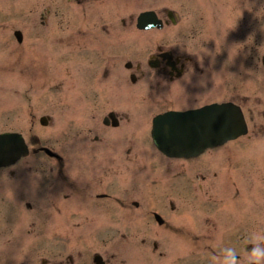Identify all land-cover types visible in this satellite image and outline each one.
<instances>
[{
  "label": "rangeland",
  "instance_id": "1",
  "mask_svg": "<svg viewBox=\"0 0 264 264\" xmlns=\"http://www.w3.org/2000/svg\"><path fill=\"white\" fill-rule=\"evenodd\" d=\"M114 1L115 5L113 1H106L89 12V17L100 19L92 22L87 39L73 38L67 44L64 38L69 32L68 25L73 28L79 26L68 22L80 16L71 17L73 13L69 14L66 0H0V131L18 130L28 140L38 135L43 145L55 149L64 157V170L77 181L86 175L92 177V173L98 171L114 176L113 179L103 178L107 182L105 184L118 183L119 186L114 185L117 192L143 203L147 199H156L163 205L162 200L169 195L164 190V183L172 196L176 197L177 193L173 180H166L168 172L162 171L158 164L160 158L151 154L147 163L156 168L144 166L146 154L141 147L140 152L137 150L139 158L130 161L134 163V167H130L122 153L111 150L114 135L103 127V118L114 108L130 114L131 108L133 111L137 109V112L141 109L142 125L139 127H144L149 135L153 116L168 107L160 92L154 100L149 97L151 93L146 85L134 91L135 100H142L137 102L138 105L124 104L122 98L128 97L126 87L102 86L96 79V74L101 72L105 63L97 61L92 56L96 54L88 49L102 42L103 36L107 35L105 25L113 29L111 32L116 31L125 38L123 36L130 31L123 30L122 18L132 14L136 17L141 11L151 8L153 3V0ZM158 2H163L161 6L168 4L177 11L183 20L185 34L197 33L190 40L198 45L203 52L201 55L206 56L209 62L215 60L216 76L223 82V88L232 90L231 95L238 99H244L245 94L249 98L244 102L249 118H252L249 135L229 143L222 151L207 153L197 161L208 166L201 170L210 175L200 190L198 183L201 182L195 180L192 165L184 164L187 175L184 188L178 194L182 197L183 212L189 213L196 224H187L184 221L187 215L183 212L180 214H184L181 216L184 220L180 214L169 212L166 217L169 225L180 227L173 234L176 236L164 233L161 236V232L172 234L173 230L165 228L166 231H161L153 222L146 224L136 212L129 232H116L114 240L112 233L87 231L85 227L88 224L85 225L81 219V212L74 205L65 206L63 196L69 190L59 185L66 183V179L57 172V160L39 153L24 159L8 173L0 171V264H39L43 257L58 263L70 254L75 255L78 264H90L92 254L98 251L104 254L109 264H219L221 250L226 247L236 249L239 264L249 263L248 249L253 238L264 234V66L259 61L264 42V0ZM243 21L244 28L232 36L228 31L230 26L235 29ZM16 30L24 33L22 44L14 35ZM260 30L263 32L260 33ZM217 34L221 35V40L214 37ZM140 35L145 38L147 33ZM228 39L231 40L228 42ZM72 44L73 51L69 56L65 51ZM262 50L264 52V43ZM38 53H50L52 63L45 62L43 68L39 66ZM207 65L208 62H205L204 66ZM65 68L71 72L68 77L71 80L67 83L61 79ZM51 70L55 76H52ZM243 74H249V77L244 78ZM222 93L221 88L212 97L209 92L201 94L198 101L182 98L175 100L173 106L183 109L193 104L203 105L217 100ZM43 115L51 116L49 126L41 125L39 119ZM34 116L37 119L35 124L32 121ZM121 128L124 131L126 123ZM96 134L108 137L109 143L102 150L103 143L93 141ZM144 137L137 140L152 148L150 137L145 141L142 140ZM110 157L122 162L119 172L111 170L113 161L105 168ZM100 158L104 159L96 166ZM181 163L174 164L172 170L178 171ZM14 170L16 174L11 176L10 171ZM215 171L219 173L217 178L213 177ZM154 178L155 182L149 181ZM146 182L153 188L149 191L152 198L144 196L147 192L143 183ZM37 184L42 189L39 198L32 194ZM49 187L55 188L50 194ZM209 189L212 191L208 192ZM208 195L217 202L208 203ZM60 199L63 211L57 209ZM27 202L32 203L34 210L26 207ZM70 207L73 209L71 214L66 212ZM115 211L118 216L122 213V209ZM36 216L38 224L34 223ZM111 218L113 215L109 213L104 219ZM209 218L214 220V226L210 225ZM87 221L89 225L95 224L94 220ZM135 224L136 227L133 226ZM32 225H37L35 233L29 231ZM156 240L160 243L159 251L169 254L166 259L151 252ZM110 241L117 243L115 249L110 248ZM5 245H14L12 249H16L10 250L13 253H3Z\"/></svg>",
  "mask_w": 264,
  "mask_h": 264
},
{
  "label": "flooded vegetation",
  "instance_id": "2",
  "mask_svg": "<svg viewBox=\"0 0 264 264\" xmlns=\"http://www.w3.org/2000/svg\"><path fill=\"white\" fill-rule=\"evenodd\" d=\"M106 1L115 2L114 0H66V3L70 9L69 14L71 12L73 13L71 17H73L74 15L80 16L79 19L73 18L68 22V24H79V26L73 28L68 25L67 28H69V32L64 38L65 41H67V44L71 43V41H73V38L87 39L89 37L88 32L90 27H92V22L94 20L100 19L99 17H89V12L96 9L98 5H100L101 3H105ZM115 4L116 2L114 3V5ZM161 4H163V2L159 4L158 0H153V3L150 4L151 8L147 9L155 10L157 12L159 18L162 20L161 28L156 27L149 30L138 29L137 20L136 17H134V14L130 15L129 17H124L121 20L123 30L125 32L130 31L129 33L123 36L125 38H122V35L117 34L116 31L111 32L113 29L105 25L104 29L107 35L103 36L102 42L93 44L91 46L92 49H88L97 56H100L98 58L96 55H92L96 58L97 61L103 60V62L105 63V66L103 69H101V72L97 73L95 76L99 84L102 86H104L105 84H110V86L113 88H117L118 86L126 87V93L128 94V97L122 98V101L124 104H127L128 102V104L132 107L134 105H138L137 102L142 101L140 98H137V100H135L136 97L134 96V91L138 87L146 85V87L151 93V96L149 97H152V99L154 100L155 95L160 92L162 99L168 105L167 108L158 113L166 112L169 110H188L214 102H234L243 109L250 132V121H252V118H249V112L245 108L247 104L244 103L245 101H249L248 95L242 94L244 99H238L231 95L232 90L228 91L223 88V82L216 76L215 60L211 59L209 62L206 56L201 55L203 52L199 49L198 45L192 44L190 40L191 38H195V35H197V33H190L189 31L191 30H189V33L185 34L183 20L182 18H180L177 11L174 8L169 7L168 4H164L162 6ZM71 6L75 7L76 10H73ZM114 7L116 8L117 6ZM114 20H117V18ZM74 21H76V23H74ZM261 25L263 26V23ZM244 26L245 22L243 21L242 25H238L235 29L230 26L228 31L230 34H232V36H234L236 33H238L241 28L243 29ZM131 31L139 32V34H132ZM143 32L147 33L145 38H142V35H140ZM262 32L263 30H260V33ZM214 37L219 38L221 40V35L219 34H217V36L214 35ZM263 37L264 35L262 34V38ZM220 40L214 41L222 43V41ZM230 40L231 39H228L227 41L229 42ZM263 43L264 42H262L261 44V55L259 61L261 60L264 66V52L262 50ZM72 51L73 44L70 45V48L65 52H67L70 56ZM38 57L39 59L37 63L42 68L45 67V65H43L45 64V62H47V64L49 65L50 63H52L50 53H38ZM205 62H208L207 66H204ZM51 71L52 72L50 73H52V76H55V72L53 70ZM117 73L118 77H116ZM70 74L71 72L68 71V69L66 70L65 68V70L63 71V76L61 77V79L64 80V83H67V80H71V78L68 79ZM119 74H122V76H120ZM249 74L253 75L250 72ZM249 74H243L244 78L249 77ZM206 87L207 90L205 89ZM221 88L223 89L222 95L218 96L217 100H214L212 102L198 106L193 104L188 108L183 109L173 106L175 105V100L178 101L182 98H187V100L192 99L193 101H198L201 97V94H204L206 92H209L210 97L215 96L217 92L221 90ZM129 100L132 102H130ZM130 111L132 112L131 114L126 110L117 111V109L114 108L113 110L109 111V113L103 118V127L105 129L107 128L108 132L114 135L115 142L112 143L111 150L114 153H122L124 159L128 161L126 163L130 167H134V163H130V161H134L139 158L137 150L140 152L141 147L145 149L144 152L146 154V165L144 166H150L151 168H154L155 166H152V163L147 162H149L148 160L151 158V154H156V156L160 158V162L158 164L160 165L161 170H165L166 173L168 172V177L166 178V180H173V184L176 186L175 188L177 196H172L169 187L166 183H164V190L167 191V194L169 195L166 200H162L164 201L163 205H161L160 202L157 203L156 199H154L153 201H148L147 199L145 203L141 201L138 202L137 199H131L127 197V194L124 195L120 192H117L114 188V185L119 186L118 183L105 184L107 182H105L103 176H107L108 178L112 177V179L114 178V176L99 173L98 171H96V173H92V177L86 175L82 178V180L80 179L79 183V181L71 177L64 170L65 161H58L57 163L59 166L57 172L61 175H64L66 179V183H64L63 185H59L66 187L69 190V193H66L65 197L63 196L65 206L69 207L74 205L77 210L81 212V219L84 221L85 225L88 224L85 227L87 228V231L92 230L96 233L107 232L109 235L112 233V240L115 239L116 232H119L121 230H124L122 231L124 234H127L129 232L130 228H132V224L135 222L134 213L136 212L139 213V215L142 217V221L146 224H152L153 222L157 224V226L159 227L158 229L161 231H166L165 228L168 230H173L172 234L168 232H161V236H163L162 233L176 236L173 234L177 233V231L179 230L178 227L180 226H170L166 220V217L168 216L169 212L178 215L183 212V208L181 206L182 197L178 193L184 188V179L187 175L184 164L188 163L189 165H192L191 168L192 171L195 172V180H199L201 182L198 183V190H200L203 184L210 179V175L204 173L205 171L201 170L202 168L208 166H204V162L197 161L207 153L213 152L215 150H223L224 148H226V145L210 149L206 151L204 155L199 156L197 158L185 159L168 157L162 152H160L153 145L151 139L149 138V135L147 134V130L144 127V129L139 127L140 125H142L140 116L143 111L141 109H138V112L137 109H134L133 111L132 108ZM111 112L115 113L113 114V116H111L112 118L109 119V124H105L104 120H106L105 118L108 117ZM35 118L36 117L34 116V119H32L34 124L37 122V119ZM114 120L117 121L116 125L114 124ZM124 123H126L127 128L123 131L121 126ZM121 131L122 133H120ZM249 132L247 136L249 135ZM146 135L147 137H144ZM34 136L35 137L33 138L36 141V145L33 144V148L35 151V146L38 147L41 142L39 141L38 137H36V135ZM142 136L144 137L142 138V140L144 141L149 138L152 148L146 147L144 144H141L138 141V138H141ZM93 138V141L100 144L103 143V146L100 147L101 150L103 149V147L105 148V146L109 143L108 137H104L102 135L100 136V134H96ZM38 148H40V146ZM41 152L42 151L40 150H36L37 154ZM108 154L110 153L108 152ZM103 159L104 158H100L98 160L99 163H95L96 166L101 164ZM108 159L109 162H107L105 168H107L108 164L113 161L110 165L111 170L113 172H119L121 170L120 165L122 164V162L120 160L118 161V158H113L112 160V158L110 157ZM179 162H183L181 163L180 169L178 171H173V165L178 164ZM12 168L13 167L2 168L0 169V171H5L6 173H8V170H12ZM15 174L16 170L10 171L11 176ZM218 175L219 173L217 171L213 173L214 178H217ZM155 180L156 179L154 178L149 181L153 183L155 182ZM110 181L111 180H109L108 182ZM143 185L144 191L147 192L144 196H149L152 198V194L149 191L153 188L148 185V182L143 183ZM54 190L55 188L49 187V194ZM209 191L212 190L209 189L208 192ZM32 194H35L37 198L42 195V189L39 184L36 185L35 191H33ZM60 201L61 204L57 206V209L59 211H63L61 207L62 200L60 199ZM136 202H138V204H136ZM207 202H217V200L213 199L210 195H208ZM29 207L34 210L32 205H30ZM72 207L66 210V212L71 214L73 210ZM116 209H122V213H120L119 216L116 214ZM109 213H112L113 218L104 219ZM156 213L160 214L162 218L158 217ZM184 214L187 215V218L185 220L183 217H181ZM184 214H180V218L182 220L186 221L187 224H196L195 219L190 217L191 215H189V213ZM87 220H94L95 224L89 225L90 222ZM213 221V219L209 218L210 225L213 224ZM38 222L39 218L36 216V221L34 223L38 224ZM133 226L136 227V224ZM35 227H37V225H32L29 230L30 233L36 232V230H34ZM126 228H128V230H126ZM54 229L55 227H53V230ZM149 229L151 230V227H149ZM125 239L128 240L127 237H125ZM110 242H112L110 248L115 249L117 243L115 241ZM167 242L170 243L169 240ZM144 243L146 244L147 240H145ZM12 247H14V245H5L3 253L9 254L8 252H10ZM14 249H12V251ZM246 249H248V247ZM150 250L154 255L158 253L159 257H164L165 259L169 255H166L164 252L159 251L160 243L157 240L154 243L152 249ZM177 250L178 249H176V251ZM12 251L10 253H13ZM96 253L92 254V261L90 264H100V262H102V259H98V257L96 256L94 259V255ZM101 254L104 256L103 253ZM173 255L174 251H172L171 257H173ZM237 257L239 258V256ZM168 259L171 260L170 256ZM40 262L41 264H76L77 260L75 255L70 254L65 259L60 260L58 263L50 262V259L46 257H43ZM103 264H109V260H105V263ZM173 264H178V262H174Z\"/></svg>",
  "mask_w": 264,
  "mask_h": 264
},
{
  "label": "water",
  "instance_id": "3",
  "mask_svg": "<svg viewBox=\"0 0 264 264\" xmlns=\"http://www.w3.org/2000/svg\"><path fill=\"white\" fill-rule=\"evenodd\" d=\"M152 17V16H150ZM149 14L141 16L139 25L150 27ZM154 138L158 146L171 155H198L206 148L222 144L247 131L243 113L233 103L212 104L184 112L170 111L154 121ZM26 145L20 135H0V167L19 159Z\"/></svg>",
  "mask_w": 264,
  "mask_h": 264
},
{
  "label": "clouds",
  "instance_id": "4",
  "mask_svg": "<svg viewBox=\"0 0 264 264\" xmlns=\"http://www.w3.org/2000/svg\"><path fill=\"white\" fill-rule=\"evenodd\" d=\"M248 249L249 264H264V234L256 235ZM219 264H239L236 249L226 247L221 250Z\"/></svg>",
  "mask_w": 264,
  "mask_h": 264
}]
</instances>
